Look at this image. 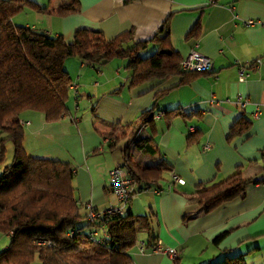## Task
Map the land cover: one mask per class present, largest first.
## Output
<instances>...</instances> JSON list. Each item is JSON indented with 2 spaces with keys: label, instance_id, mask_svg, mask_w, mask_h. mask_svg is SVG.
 <instances>
[{
  "label": "crops",
  "instance_id": "obj_1",
  "mask_svg": "<svg viewBox=\"0 0 264 264\" xmlns=\"http://www.w3.org/2000/svg\"><path fill=\"white\" fill-rule=\"evenodd\" d=\"M33 1L52 12L25 8L26 21L36 22L25 25L61 33L65 42L73 40L79 27L100 30L106 38L131 28L132 40L148 39L174 12L169 23L171 45L183 57L198 43L212 69L170 74L129 87L126 59L93 64L67 58L64 67L75 84L69 86L74 97L58 120L47 121L35 110L21 112L27 153L70 163L74 197L86 210L121 206L111 190L109 170L124 164L125 152L141 166L165 160L162 190H139L123 206L125 212L152 215L150 241L141 237L131 252L137 264H173L166 252L154 249L155 243L176 249L182 264H209L237 255L244 264H264V182L248 185L244 195L207 212L188 201L197 187L237 169L247 177L262 170L264 0H78L79 10L63 15L54 10L69 0ZM23 12L14 17L16 23L25 19H16ZM199 18V36L187 38ZM246 19L254 23L245 25ZM149 45L155 49L153 42L146 49ZM257 59L260 65L254 67ZM240 68L247 73L242 79ZM161 91L154 104L158 114L140 124L139 113ZM256 108L259 114L253 117ZM241 115L250 121L248 130L229 137L231 125ZM173 175L183 182H174ZM185 214L192 215L187 222Z\"/></svg>",
  "mask_w": 264,
  "mask_h": 264
},
{
  "label": "trees",
  "instance_id": "obj_2",
  "mask_svg": "<svg viewBox=\"0 0 264 264\" xmlns=\"http://www.w3.org/2000/svg\"><path fill=\"white\" fill-rule=\"evenodd\" d=\"M25 8L52 12L48 6L33 0H0V133H5L0 137V232L10 236L6 248L0 250V264H31L35 254L41 264H129L134 261L131 250L139 243V233L145 232L148 242L151 239L152 215H137L128 210L82 224L79 220L86 218L87 210L73 194L74 167L61 160L27 153L20 114L35 110L45 120L53 121L67 113L72 78L64 61L70 56L93 64L126 59L125 66L131 69L129 87L170 74L208 70L180 67L181 56L169 38L174 12L167 14L148 39L132 40L131 28L106 38L100 30L79 27L73 40L65 42L61 33L51 34L16 23L13 16ZM78 10V0H69L54 11L63 15ZM200 31L199 18L186 37L199 36ZM149 42L155 43V49L143 55ZM162 93L157 92L154 103L139 113L140 124L150 122L158 114L154 104ZM249 126V119L239 116L230 127L229 137L245 132ZM5 139H10L13 145L9 162H4ZM124 157L123 165L135 179L136 190L160 187L162 173L168 169L165 160L154 166H141L132 162L129 153L125 152ZM257 182H264V164L257 175L247 177L237 169L211 185L199 186L188 201L207 212L244 195L247 186ZM191 217L185 214L183 221ZM101 224L107 232L104 243L87 239L84 227L99 228ZM72 228L77 232L69 235ZM173 264H182L179 256L173 259ZM209 264L244 263L237 255Z\"/></svg>",
  "mask_w": 264,
  "mask_h": 264
},
{
  "label": "built area",
  "instance_id": "obj_3",
  "mask_svg": "<svg viewBox=\"0 0 264 264\" xmlns=\"http://www.w3.org/2000/svg\"><path fill=\"white\" fill-rule=\"evenodd\" d=\"M245 25H251L254 23L253 19H246L243 21ZM198 43L195 44V47L190 49L189 52L181 57L180 59V67L184 70H211L212 69V61L210 57L203 54L198 48ZM260 65V60H255L253 66L258 67ZM239 72V78H244L247 73L240 68L238 70ZM75 85L74 83H70V87ZM229 100V99H227ZM242 105H244V102H241ZM253 117H257L259 114V109L256 108L253 112ZM189 130L193 131L194 127L189 126ZM205 147H208L206 144ZM109 178H110V187L111 190L114 192L117 200L121 203V206H113L110 205L102 210H97L92 207H88L87 213H86V219L87 221L91 220H99L101 217H103L106 214H113V215H120L124 213L123 206L128 203V201L134 196V194L138 191L136 190V183L135 179L132 177V175L129 173V171L126 169L124 165H116L112 167L109 170ZM173 181L174 182H183V180L176 175H173ZM172 187V182L168 184V188ZM146 188H143L141 190H145ZM156 192H160L162 189L160 187L154 188ZM100 228V231H99ZM99 228H92L88 231H85V235L87 239L91 241H95L98 243H104L105 238L107 236V232L104 228V225L101 224ZM77 230L75 228L70 229L69 235H73L76 233ZM144 244L141 243V248ZM155 250H162L166 252L172 259L178 257L179 252L172 248L167 247L163 249L159 243H155L154 245ZM129 264H137L135 261H131Z\"/></svg>",
  "mask_w": 264,
  "mask_h": 264
},
{
  "label": "rangeland",
  "instance_id": "obj_4",
  "mask_svg": "<svg viewBox=\"0 0 264 264\" xmlns=\"http://www.w3.org/2000/svg\"><path fill=\"white\" fill-rule=\"evenodd\" d=\"M34 12L33 13H35V10H33ZM23 12V11H22ZM22 12H20V13H22ZM20 13H17V15H19ZM26 12H23V14H21L20 16H19V18H16L17 19V21L20 19V18H22V17H24L25 19L22 21V24H25L26 22L28 23V24H30V25H34V24H36V22L35 21H32L31 19H28V21H26L27 20V17H26ZM16 15H14L13 16V19H14V17H15ZM16 17H18V16H16ZM35 26V25H34ZM36 27L37 28H39V26L38 25H36ZM153 47L151 48V46L149 45V47H148V49H144L143 51H142V53L144 52V54H146V55H148V54H150V53H152L153 52ZM75 57H77V56H70V57H67L68 59H75ZM66 58V59H67ZM65 59V60H66ZM112 60H122V58H114V59H112ZM111 61V60H110ZM65 62V61H64ZM73 95V94H72ZM72 95H71V93L69 92V97H68V99H67V103L71 100V97H72ZM73 97H74V95H73ZM5 135V133H3V132H1L0 133V137H2V136H4ZM4 144H5V146H6V151H5V159H4V162H9L10 160H11V157H12V153H13V145H12V142H11V140L10 139H5V142H4ZM3 162V163H4ZM82 224L85 222V218H83V219H81V220H79ZM89 228H90V226H86V227H84V230L85 231H87V230H89ZM98 229V228H97ZM99 231H100V228H99ZM141 237L143 238V239H145V240H147V234L145 233V232H141V233H139V236H138V239H141ZM9 241H10V236H9V234H7V233H5V232H0V250H3L4 248H6V246L8 245V243H9ZM131 252H132V250H131ZM31 264H41L40 263V260H39V258H38V256L35 254V256H34V259L31 261ZM205 264V263H204Z\"/></svg>",
  "mask_w": 264,
  "mask_h": 264
}]
</instances>
